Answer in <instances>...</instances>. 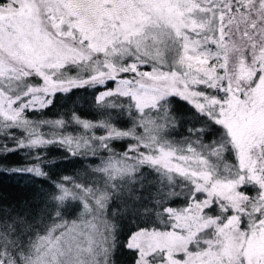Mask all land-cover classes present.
Segmentation results:
<instances>
[{
    "label": "snow or ice",
    "instance_id": "1",
    "mask_svg": "<svg viewBox=\"0 0 264 264\" xmlns=\"http://www.w3.org/2000/svg\"><path fill=\"white\" fill-rule=\"evenodd\" d=\"M0 174V264H264V0H0Z\"/></svg>",
    "mask_w": 264,
    "mask_h": 264
},
{
    "label": "trees",
    "instance_id": "2",
    "mask_svg": "<svg viewBox=\"0 0 264 264\" xmlns=\"http://www.w3.org/2000/svg\"><path fill=\"white\" fill-rule=\"evenodd\" d=\"M91 100V96L77 92L71 99L64 98L61 101V104L64 107L62 109L58 108L57 111H67L75 105L82 114L90 115ZM11 159L12 162H16L20 158L14 156ZM55 159L59 160V156H56ZM35 193V186L27 181V179L0 174V202L19 203L25 200H30Z\"/></svg>",
    "mask_w": 264,
    "mask_h": 264
}]
</instances>
